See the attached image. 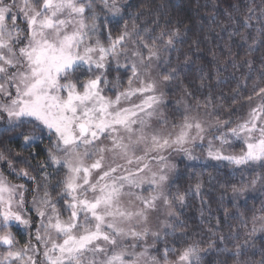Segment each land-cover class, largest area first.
<instances>
[{
	"label": "snow or ice",
	"instance_id": "1",
	"mask_svg": "<svg viewBox=\"0 0 264 264\" xmlns=\"http://www.w3.org/2000/svg\"><path fill=\"white\" fill-rule=\"evenodd\" d=\"M254 4H245L242 17L229 12L235 28L222 31L240 38L246 56L261 52L259 61L237 59L229 45L223 68L193 86L184 82L186 68L200 41L191 42L183 64L179 56L174 62L188 31L180 22L161 24L157 16L138 24L144 13H129L131 4L122 0H0V137L29 151L24 157L0 148L7 169L5 175L0 168V264H264V246L258 261L251 251L256 232H264V204L243 240L238 230L220 232L219 220L211 236L197 239L173 208L183 209L189 192L199 196L203 181L173 194L169 179L177 169L169 157L198 160L194 149L207 141V159L241 171L240 186L231 185L234 207L246 187L264 186V172L250 180L243 174L264 170V0ZM222 73L229 75L221 79ZM228 79L236 84L233 103L248 92L247 117L234 126L216 105L228 97L214 94ZM174 82L187 99L180 101V122L169 125L161 109ZM201 110L209 119L200 118ZM237 143L239 152L226 151ZM48 169L63 177L51 184ZM29 184L37 193L31 202ZM223 211L225 222L236 218ZM18 235L28 237L23 245ZM213 253L224 259L210 260Z\"/></svg>",
	"mask_w": 264,
	"mask_h": 264
},
{
	"label": "trees",
	"instance_id": "2",
	"mask_svg": "<svg viewBox=\"0 0 264 264\" xmlns=\"http://www.w3.org/2000/svg\"><path fill=\"white\" fill-rule=\"evenodd\" d=\"M123 3H130L131 7L128 8V12L136 14L137 12H143L144 15L137 22L143 24L145 21H151L157 16L161 18V24L165 20L172 21L173 24L180 22L181 31L187 29L186 42L178 45L179 51L174 52L173 60L176 62V57L179 56V63L184 62V53L188 52L189 45L193 40L199 39V51L196 46H192V51L189 56L193 63L189 64L186 68L187 78L185 83L192 82L193 86L199 84V77L202 74L209 72L215 73L217 67L223 68L226 62L231 58L228 55L227 49L231 45V51L233 56L237 59H253L259 61L261 52L257 51L249 56H246L247 46L237 47L242 41L239 37L229 38L228 32L234 30L235 25L231 23L227 14L230 12L234 17L240 16L246 12V3H250L251 0H122ZM149 5L150 7H145ZM232 5H239V11L232 8ZM261 0H255L254 6H260ZM128 19V17H126ZM255 24L256 22L253 21ZM129 25L131 21L129 20ZM257 28L259 25L256 26ZM227 28L228 32L222 31ZM244 32L243 29H241ZM246 34V33H245ZM252 34L257 35L256 28L252 29ZM251 43V40H249ZM215 54V56H214ZM203 68L204 72L201 73L199 69ZM232 69L229 68V72ZM247 73V69H244ZM229 73H222L221 79L228 77ZM240 73L237 72V77ZM215 84V80H213ZM236 87V84L231 79H228L226 83L220 84L214 89V94L219 95L221 92L228 97L227 100H217L216 105L219 110L221 119L233 121L235 123L241 122L247 117L249 111V105L246 100L248 92L241 90L240 96L237 101L233 103L231 101L232 89ZM251 82H249V89ZM204 95H207V89H204ZM167 97V111L170 121L178 122L181 119V113L184 108V104L180 101L187 99L184 96L182 87H179L174 82L171 90L166 89ZM203 99V97H199ZM180 102V103H178ZM194 104V102H192ZM222 105V106H221ZM179 109L180 111H176ZM211 112L212 110L209 109ZM193 115H197L194 111ZM199 116H205L203 110L199 112ZM207 117V116H205ZM209 118V117H207ZM215 118V117H211ZM46 144V142H45ZM44 145H41V148ZM0 148L11 149L12 152L20 153L24 157L29 156V151H24L20 147V141L8 140L6 137H0ZM229 151H240V145L237 143L231 148H226ZM197 150V149H196ZM35 151V149L30 150ZM44 157L41 155L37 157V160H42ZM37 160H31L32 164L37 163ZM22 166V165H21ZM51 169H48V171ZM264 172V170L256 169L255 172L250 170L244 171V176L247 179H251L252 176L257 173ZM35 175V173H33ZM10 177V176H9ZM63 172L50 177V183L56 182L57 178H62ZM11 179L13 177L11 176ZM197 179L203 181V187L199 196H195L189 192V189L193 187ZM241 171L234 170L231 166L225 167L218 165L216 161L207 159V155H199V159L195 161L184 159L183 157L178 161V173L175 180L172 183L171 191L173 194L176 192L185 193L189 192L186 198L185 206L183 209L179 205H174L173 210L180 214V219L186 223V231L189 234L196 235L199 239L204 237L207 239L211 236L209 232L210 228L217 225V221H220L219 231L225 235H228L230 231H239L241 240L245 238V233L250 231L253 227L252 216H259L260 208L264 204V186L261 183H257L254 187H246V190L242 196L238 198L237 206H233V192L231 185L235 184L240 186ZM23 183L22 180H17ZM34 184H29L28 188L31 190ZM51 191V189H49ZM42 194V190L40 192ZM56 194L53 192V196ZM223 197V199H221ZM228 208L229 212L236 218L228 219L225 222L224 208ZM243 217L247 220V227H241L240 218ZM256 227L259 229L260 221L256 222ZM172 238H169V244H171ZM254 248L251 251L256 255L253 257L255 260L260 259V250L264 246V232L257 231L253 238ZM232 242H229L231 247ZM206 246V244L204 245ZM158 247L163 250V245L159 244ZM220 260L224 259L223 255L213 253L209 256V259ZM172 257H170L171 259ZM231 264V262H229Z\"/></svg>",
	"mask_w": 264,
	"mask_h": 264
},
{
	"label": "rangeland",
	"instance_id": "3",
	"mask_svg": "<svg viewBox=\"0 0 264 264\" xmlns=\"http://www.w3.org/2000/svg\"><path fill=\"white\" fill-rule=\"evenodd\" d=\"M121 60H122V62H123V58H121ZM164 92H165V96H164V99H165V101L167 102V97H166V89H164ZM138 102V101H137ZM163 112H164V114L168 117V120H169V116H168V111H167V108H166V106L165 107H163L162 109H161ZM200 118H202V119H209V118H207V117H205V116H200ZM176 122V121H175ZM180 122V120L178 121V122H176V123H179ZM172 123V121H170L169 120V125ZM153 124H154V126H155V121H153ZM217 143V145H218V142H216ZM197 149V150H196ZM196 149H194V155H196V156H198L199 157V155H201L202 153L203 154H205V155H207V141H205V143H204V148L203 149H201V148H196ZM226 151H228V152H233V151H229V150H227L226 149ZM167 155V154H166ZM180 158H182V156H180V155H176V154H172L170 157H169V160H170V162L171 163H174V164H176L177 165V169L176 170H174V171H172L170 174H169V179H170V182H173L174 180H175V178H176V176H177V173H178V161H179V159ZM0 168H3V170H4V172H5V175H7V169H6V166H3V165H0ZM49 172H51L52 173V176L54 175V177H55V171L53 170V169H51V170H49ZM13 177V179H11V176L10 177H8V179L9 180H11L13 183H21V182H18L17 181V179L15 178V176H12ZM51 184H55V182H52ZM35 187V185H33V187L31 188V190H29L27 193H26V197H27V199H28V201L29 202H31V200H32V198H33V196L34 195H37V193H35V192H33L32 191V189ZM145 187H147V186H145ZM49 189H51V187L49 188ZM137 191H139V190H137ZM40 194V193H39ZM145 195H147V192H145L144 193ZM53 197H55V196H53ZM29 206H31V205H29ZM164 209L163 208H161V212H160V218L161 219H163L164 218V215H163V213H164ZM67 216V214L65 213V217ZM155 216H156V214H153V216H152V224H151V226L152 227H155V225H156V219H155ZM20 241H21V245H23V243L28 239V237L26 236V235H18V237H17ZM152 243V241L151 240H149V244H151ZM159 245V244H158ZM158 245H157V247H158Z\"/></svg>",
	"mask_w": 264,
	"mask_h": 264
}]
</instances>
